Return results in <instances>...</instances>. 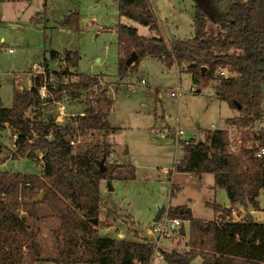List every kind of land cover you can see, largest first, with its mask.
Listing matches in <instances>:
<instances>
[{"label": "trees", "instance_id": "16d2710c", "mask_svg": "<svg viewBox=\"0 0 264 264\" xmlns=\"http://www.w3.org/2000/svg\"><path fill=\"white\" fill-rule=\"evenodd\" d=\"M193 1L192 37L166 41L149 0H115L120 16L156 33L145 37L135 27L116 26L121 53L118 75L125 76L141 58L150 56L168 68L177 66L189 72L199 89L216 80V95L238 111L226 122L239 130L240 144L231 151L227 130L219 128L202 130L203 139L179 138L183 156L174 163V170L213 174L214 186L223 188L228 199L240 203L247 212L242 219L233 220L230 207L209 203L215 217L205 220L194 217L190 210L170 208V217L189 223L187 249L159 252L167 264H190L197 256L202 264H264V221L249 212V208L260 209L258 196L264 189V154L256 155L255 144L258 140L264 148V128H254L263 115L264 0ZM77 17L66 16L64 24L77 27ZM133 51L137 59L128 66L125 60ZM57 58L60 54L54 50L49 58L44 57V73L33 76L30 89L13 87L10 107H4L0 100V133L10 128L14 159L42 163L41 174L0 170V264H15V258L19 264L45 260L60 264H150L156 249L152 240L101 236L93 222L98 220L104 202L101 183L135 178L133 165L110 157L113 151L107 134L116 128L107 119L113 104L107 90L100 91L93 101L87 100L82 112L63 123L53 115L40 118L39 106L52 100L40 97L44 79L55 100L64 95L75 98L76 92L89 89L92 81L98 83L96 77L78 72V51L65 54L64 69L51 70L49 60ZM220 68H226L230 75L217 74ZM76 76L78 80H73ZM30 109L36 111L32 116L27 114ZM96 131H103L101 138L84 150H75L73 138L90 137ZM3 149L0 143V156ZM40 192L41 198L32 201ZM19 209L25 214H19ZM50 221L54 222L51 236L55 252L51 258L45 256V245L37 233L40 224Z\"/></svg>", "mask_w": 264, "mask_h": 264}, {"label": "rangeland", "instance_id": "374dc122", "mask_svg": "<svg viewBox=\"0 0 264 264\" xmlns=\"http://www.w3.org/2000/svg\"><path fill=\"white\" fill-rule=\"evenodd\" d=\"M149 2L163 38L192 37L193 0ZM0 11V100L4 107L12 105L13 87H26L29 79L36 74L35 69L41 66L44 57L49 58L53 50L62 58L68 51H78V72L96 77L98 81H92L89 89L76 92L78 96L75 98L64 95L63 99H59L66 112H82L86 101H93L103 89L113 100L107 119L112 126L118 127L113 135L116 140L114 147L119 153V160L134 164L136 173L134 179L102 182L101 196L104 202L96 220L101 236L126 238L133 235V230L147 234L160 207H163L160 218L169 212L170 205L186 204L194 217L210 220L215 216L209 203H230L223 188L210 186L212 174L205 173L199 177L195 173L176 172L173 169L176 159L183 156L180 145L173 138V127L183 129L185 139H202V130L210 129L212 124L219 129L229 127L225 120L231 117L233 109L216 95V80L199 89L192 83L189 72L182 68L178 70L176 66L168 68L161 60L150 56L141 58L135 67L120 77L118 59L121 53L116 26L120 23L135 27L138 34L145 37L156 33L147 26L118 15L115 0L2 1ZM72 14L78 15L77 27L64 24L65 17ZM66 65L61 57L49 60L51 70L60 71ZM69 70L75 71L74 68ZM141 78L146 80V84L137 85L132 91L129 85ZM72 79L78 80V76ZM171 92L177 94L172 96ZM261 105L263 115L256 121L255 129L264 128V87ZM57 106L52 100L42 103L39 106L40 118L46 119L48 115L58 118ZM233 111L238 114L237 110ZM35 113V109H30L27 114L32 116ZM69 117L64 116L61 123ZM163 117L166 120L162 122ZM154 125L157 132L151 131ZM102 135L103 131H96L90 137L73 138L75 150H84ZM227 136L230 146L238 144L239 131L232 128L231 133L227 131ZM13 142L10 128L0 133V143L4 145L0 170L41 174V162L28 158L14 159L11 151ZM110 157L115 161L113 154ZM172 186L174 193L171 192ZM258 201L264 207V189ZM19 214L24 215L25 212L19 209ZM109 223L111 227H103ZM183 223L188 231L189 223L186 220ZM53 225L54 222H44L37 231L45 245V256L49 258L55 253L51 236ZM155 237L158 238L157 235ZM160 241L154 243L168 250H181L185 246V240L176 231L171 232L169 237L160 238ZM24 253L25 249L22 250ZM156 256L159 258L153 264H167L164 261L161 263L162 258ZM13 262L19 264V259L15 258ZM197 263L200 264L199 257H195L192 264ZM35 264L60 263L45 260Z\"/></svg>", "mask_w": 264, "mask_h": 264}, {"label": "built area", "instance_id": "2783aa9c", "mask_svg": "<svg viewBox=\"0 0 264 264\" xmlns=\"http://www.w3.org/2000/svg\"><path fill=\"white\" fill-rule=\"evenodd\" d=\"M9 51H11V49H9ZM61 60L65 63V59L64 58H61ZM35 71H36L35 75L44 73V70H43L42 66H40L38 69L36 68ZM216 73L221 75V76H224V77H228L230 75V72L226 68H220V69L217 70ZM32 78L29 79L28 84L26 85V87H24L22 85H19V87L18 86L17 87L19 89H30V86L32 84ZM50 80H51V78H50ZM145 84H146V80L141 78L135 84L134 83L130 84L129 87L133 91V90H135L137 88V85H145ZM191 89L194 90V87H192ZM39 94H40V97L42 99H45L47 97H51L52 101L58 105L57 109L59 111V114H58V118H56V121L58 123H61L62 118L64 116H72V115H74L73 113L66 112L65 106H64V104L62 102H60L59 100H55L53 94L50 92V90L47 87L46 79H44L43 85L39 88ZM170 94L172 96H174L177 93L171 92ZM214 126L215 125H213V127ZM163 128H164V130H167L165 127H163ZM232 128L234 130H236V131H239L234 126H232ZM228 131L231 133L232 130H228ZM160 132L162 134L165 133L164 131H160ZM172 132H173V136H174L173 138L176 140L177 143H178V139L179 138H183V136L185 135V131L183 129L179 128V127H173ZM73 142L74 141H71V143H73ZM238 144H240V139H238ZM238 144L230 146V150L231 151H236ZM255 144L257 146L256 155L257 156L263 155L264 154V148L260 145V142L258 140H256ZM180 159L181 158L177 159L175 162H177ZM173 169H174V164H173ZM182 223H183V220H181V219H179L177 217H170L168 215V213L166 212L165 215L162 218L159 217V219L157 221L153 222V226L151 227L149 232L150 233H154L155 235H157L159 239L160 238L169 237L171 235V232H175V231L178 232L179 231V228H180Z\"/></svg>", "mask_w": 264, "mask_h": 264}, {"label": "crops", "instance_id": "0c3cea01", "mask_svg": "<svg viewBox=\"0 0 264 264\" xmlns=\"http://www.w3.org/2000/svg\"><path fill=\"white\" fill-rule=\"evenodd\" d=\"M2 3V2H1ZM0 3V4H1ZM117 14H118V11H117ZM119 15V14H118ZM115 30H116V28H115ZM138 31V30H137ZM166 41H169V39H166V38H164ZM64 56H65V54H64ZM60 57L62 58V55L60 54ZM163 63V62H162ZM177 67V66H176ZM177 69L179 70V68L177 67ZM89 75V74H88ZM91 76V75H90ZM144 79V78H143ZM192 88V87H191ZM198 91V90H197ZM223 101V100H222ZM226 103V102H225ZM227 104V103H226ZM3 105V104H2ZM236 115H238L237 113H235V111H233L232 110V115H231V117H228V118H232V117H234V116H236ZM228 118H226V120L228 119ZM166 119H165V117H163V120H162V122L163 121H165ZM226 120H225V123H227L226 122ZM111 125V124H110ZM156 125V124H155ZM155 125L154 126H152L153 128H151V131H154V132H157V130L158 129H156L155 128ZM213 125L214 124H212V126H211V128L210 129H214V128H217V126L215 125L214 127H213ZM229 125V124H228ZM112 126V125H111ZM112 127H115V126H112ZM232 126L231 125H229V127H225V128H223V129H225V130H232V128H231ZM116 128V130L115 131H113V132H110V133H108L107 134V141H109L110 143H111V146H112V154H113V157H114V160L115 161H117V162H119V163H122V164H128L127 162H123V161H120L119 160V153L117 152V150L115 149V147H114V144H115V141L116 140H114L115 139V137L113 136V135H115L116 133H117V131H118V127H115ZM203 133V132H202ZM200 138H204V134H203V137L202 136H200ZM117 146V145H116ZM116 150V151H115ZM127 153V152H126ZM128 154V153H127ZM182 158V157H181ZM177 159H179V158H177ZM176 159V160H177ZM131 164V163H130ZM131 165H133L134 167H135V173H136V166L134 165V164H131ZM176 172H180V171H176ZM191 173H194V172H191ZM169 174V173H168ZM196 174V173H195ZM202 174H205V173H200V174H196L197 176H199V177H201V175ZM172 176H173V173H172V175H169V179H171L172 178ZM212 176H213V174H212ZM101 185H102V183H101ZM211 187H213V188H215V186H214V177H213V179H212V184L210 185ZM174 186H172V189H173V193H174V188H173ZM172 191V190H171ZM261 192V191H260ZM260 194V193H259ZM259 197V196H258ZM230 203H225L224 205H222V206H224V207H230L231 209H232V216H233V220H239V219H242L244 216H245V214H246V212L247 211H245L244 210V208H243V206L240 204V203H237V202H232V201H229ZM260 204V203H259ZM260 206V209L259 210H254V209H252V208H249V212L252 214V216L256 219V220H259V221H264V207H262L261 205H259ZM162 208L163 207H160L159 209H161V213H162ZM169 208H188L187 207V205L186 204H176V205H173V206H171L170 205V207ZM158 209V210H159ZM189 210H190V208H188ZM191 211V210H190ZM130 217H132V215L131 214H128ZM156 215V214H155ZM161 215V214H160ZM193 215V214H192ZM215 216V215H214ZM155 217V216H154ZM154 217H153V219H154ZM160 217V216H159ZM196 218H198V217H196ZM153 219H152V221H153ZM199 219H202V218H199ZM214 219V218H213ZM211 220V219H210ZM185 220H183V222H184ZM154 222V221H153ZM188 222V221H187ZM183 225H184V223H183ZM112 225H110V223H109V225L108 224H105V225H103V227H105V228H108V227H111ZM149 230L150 229H148L147 230V234H141V233H139L138 232V230H133L132 232H133V235L130 237H126V238H122V239H125V240H131V241H142V240H144V239H149V240H152L153 242L154 241H156L157 240V242L158 243H161V241H160V239L159 238H156L155 237V235H154V233H150L149 232ZM184 234H180L179 233V231H178V234L180 235V236H182V240H185L184 241V244H185V246L183 247V248H181V250H178L177 248L175 249H171V250H168V249H165L164 247H161V246H158L157 247V244H155V246H156V249H155V253L153 254V258H152V261H151V263L150 264H153L154 263V260H156L157 258H159L158 256H156V255H159L161 258H162V261H160L161 263L164 261L165 262V260L163 259V257H162V255L160 254V250H162V251H168V252H171V251H178V252H183L185 249H187V243H188V231L187 230H185V228H184ZM118 238H121V236H118ZM187 238V239H186ZM176 239V238H175ZM196 258H198V256L196 257ZM200 258V257H199ZM194 262V259L191 261V263L190 264H192ZM163 264V263H162ZM197 264H199V263H197ZM200 264H202V260H201V258H200Z\"/></svg>", "mask_w": 264, "mask_h": 264}, {"label": "water", "instance_id": "95a60500", "mask_svg": "<svg viewBox=\"0 0 264 264\" xmlns=\"http://www.w3.org/2000/svg\"><path fill=\"white\" fill-rule=\"evenodd\" d=\"M136 59H137V53H136L135 51H133V52H132V53L126 58L125 63L129 66V65L133 64V63L136 61ZM198 91H199V90H198ZM238 107H239V106H238ZM15 162L17 163V160H15ZM103 162H104V159H102V160L100 161L101 170H104V167H102ZM41 196H42V193L40 192V193H38L37 196H35V197L32 198V201L39 200V199L41 198ZM188 210H189L188 208H185V211H188ZM182 211H183V208H180V212H182ZM160 214H161V209H159V210L157 211V213H156V215H155L153 221H157V220L159 219ZM93 222H96V219H93ZM184 232H185V231H184V225H183V223H182L181 226H180V228H179V233H180V234H184Z\"/></svg>", "mask_w": 264, "mask_h": 264}]
</instances>
